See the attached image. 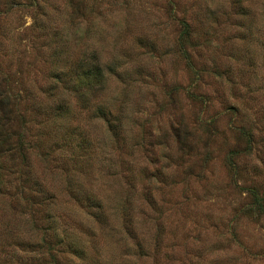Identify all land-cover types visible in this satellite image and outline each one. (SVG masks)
<instances>
[{"label":"rangeland","instance_id":"1","mask_svg":"<svg viewBox=\"0 0 264 264\" xmlns=\"http://www.w3.org/2000/svg\"><path fill=\"white\" fill-rule=\"evenodd\" d=\"M249 190L264 0H0V264H264Z\"/></svg>","mask_w":264,"mask_h":264},{"label":"trees","instance_id":"2","mask_svg":"<svg viewBox=\"0 0 264 264\" xmlns=\"http://www.w3.org/2000/svg\"><path fill=\"white\" fill-rule=\"evenodd\" d=\"M248 196L249 202L244 205L246 211L256 217L262 216L264 214V195L262 196L259 191L249 190Z\"/></svg>","mask_w":264,"mask_h":264}]
</instances>
